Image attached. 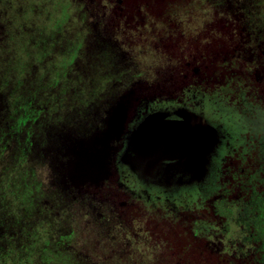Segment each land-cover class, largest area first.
<instances>
[{"label": "flooded vegetation", "instance_id": "obj_1", "mask_svg": "<svg viewBox=\"0 0 264 264\" xmlns=\"http://www.w3.org/2000/svg\"><path fill=\"white\" fill-rule=\"evenodd\" d=\"M42 1L0 0V264H264V0ZM153 114L201 176L128 164L203 148L130 147Z\"/></svg>", "mask_w": 264, "mask_h": 264}, {"label": "water", "instance_id": "obj_2", "mask_svg": "<svg viewBox=\"0 0 264 264\" xmlns=\"http://www.w3.org/2000/svg\"><path fill=\"white\" fill-rule=\"evenodd\" d=\"M187 129V127H185ZM176 130L163 124L159 114L147 116L132 131L129 146L202 145L203 148H127L128 164L137 167L143 176L182 184L201 176L206 169L210 152V132L205 127L200 131ZM165 160L172 162L165 163ZM163 161V162H162Z\"/></svg>", "mask_w": 264, "mask_h": 264}, {"label": "rangeland", "instance_id": "obj_3", "mask_svg": "<svg viewBox=\"0 0 264 264\" xmlns=\"http://www.w3.org/2000/svg\"><path fill=\"white\" fill-rule=\"evenodd\" d=\"M42 2H47V0H45V1H42ZM49 3V2H48ZM39 6L41 7L40 8V10L42 9L43 10V5L42 4H40V2H39ZM46 6V5H45ZM55 6V5H54ZM58 6H60V5H57V7ZM69 4H64L63 5V7L61 8L60 7V10L58 11V12H55L54 13V11H48L47 9H46V11H48L49 13L47 14V13H43V17H44V19L46 18V21H47V23H48V25L51 23L50 21H49V17H48V15H50V14H52L51 15V21H52V23L54 24V25H58V24H63V22H66V21H68L69 20V18H71V14L72 13H70L71 11L73 12L74 10H70L69 8ZM56 13H60L59 15H57ZM42 14V13H41ZM40 22H42V20H40ZM53 25V26H54Z\"/></svg>", "mask_w": 264, "mask_h": 264}, {"label": "trees", "instance_id": "obj_4", "mask_svg": "<svg viewBox=\"0 0 264 264\" xmlns=\"http://www.w3.org/2000/svg\"><path fill=\"white\" fill-rule=\"evenodd\" d=\"M125 1L133 2V1H137V0H125ZM155 1H157V0H155ZM161 9H162V7H161Z\"/></svg>", "mask_w": 264, "mask_h": 264}]
</instances>
